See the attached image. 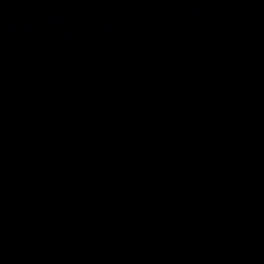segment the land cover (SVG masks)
I'll return each instance as SVG.
<instances>
[{
	"label": "water",
	"instance_id": "1",
	"mask_svg": "<svg viewBox=\"0 0 264 264\" xmlns=\"http://www.w3.org/2000/svg\"><path fill=\"white\" fill-rule=\"evenodd\" d=\"M0 264H264V0H0Z\"/></svg>",
	"mask_w": 264,
	"mask_h": 264
}]
</instances>
